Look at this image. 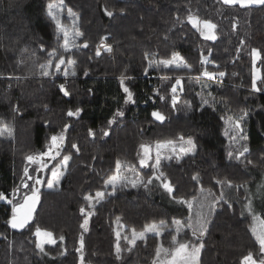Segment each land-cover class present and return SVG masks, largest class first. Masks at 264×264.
I'll use <instances>...</instances> for the list:
<instances>
[{
    "label": "trees",
    "instance_id": "obj_1",
    "mask_svg": "<svg viewBox=\"0 0 264 264\" xmlns=\"http://www.w3.org/2000/svg\"><path fill=\"white\" fill-rule=\"evenodd\" d=\"M51 1L0 0V117L14 128L12 136H0V193L16 199L13 194L28 176L24 169L29 172L26 157L45 152L50 137L66 124L70 127L59 157L71 156L59 182L53 188L40 187L33 218L25 228L11 227L12 204L0 200V264H80L76 249L82 232L84 264H153L157 250L166 252L175 236L203 243L199 264H241L249 251L258 254L243 203L245 185L264 174V81L258 82L261 91L252 88V49H259L264 57V5L240 7L222 0H63L65 8L79 17L77 26L84 34L79 47L64 52L63 40L56 38L55 21L47 15ZM104 7L113 11L112 17L105 15ZM189 12L218 26L215 41L204 39L192 28L186 21ZM102 37H108L112 51L102 49L97 56ZM54 49L64 55L66 63L59 72L53 68L52 76H41L40 65L47 63ZM209 50V60L215 63L202 65L201 53L208 56ZM173 52L183 56L191 70L149 67V60L169 59ZM68 60L77 62L75 76L63 75L64 68L71 70ZM258 63L264 77V58ZM205 68L226 75L211 80L201 75ZM122 76L134 94V104L125 103ZM177 78L182 80L183 91L177 86L173 107L171 87ZM60 84L70 96H64ZM202 97L209 103L202 104ZM77 108L83 109L79 117L67 115L69 109ZM117 110L124 116L109 125ZM153 111H160L166 119L156 121ZM244 112V131L234 133L226 121ZM105 130L108 136L102 134ZM241 135L246 139H240ZM181 137L195 142V155L163 158L158 169L175 186L172 195L191 199L201 187L218 192V181L225 180L236 187L235 197L220 200L196 236L189 226L177 233L173 221L178 217L161 201L156 187L138 184L133 188L121 181L113 193L112 186L104 183L116 173L117 161L121 172L127 169L131 174L129 181L136 180L138 168L146 182L155 170L138 167L140 145ZM244 144L249 152L235 159ZM97 191L105 196L93 202V209L84 197ZM81 207L94 213L87 231L80 227ZM153 222L160 235L151 233L135 246L129 245L133 229L138 232ZM37 226L51 231L57 241L45 244L43 252L34 235ZM117 228L121 229L119 241ZM117 242L122 249L119 259Z\"/></svg>",
    "mask_w": 264,
    "mask_h": 264
},
{
    "label": "snow or ice",
    "instance_id": "obj_2",
    "mask_svg": "<svg viewBox=\"0 0 264 264\" xmlns=\"http://www.w3.org/2000/svg\"><path fill=\"white\" fill-rule=\"evenodd\" d=\"M222 2L226 5H239L240 7H248L251 5H264V0H222ZM63 3V0H61V4ZM55 9V10H54ZM63 9L59 8L55 5L49 4L48 5V11L47 15L55 21L56 27H57V32H56V38L59 41L60 39L63 40V44L60 45V47L63 49L64 52H69L71 51V48H77L79 47L75 43L71 44L70 47V40H69V32L68 30L64 27L62 24L61 20L58 18L57 12H62ZM68 16L72 17L74 14L72 13L71 9H68ZM104 13L108 17L113 16V11H109L107 7H104L103 9ZM120 12L123 13L124 9H120ZM177 20H179V17H176ZM79 20L78 16H75V19L73 20V25L76 24V22ZM186 21L192 26L193 29H195L199 34L206 40H211L215 41L217 39L216 35V29L217 25L213 23L209 19H201L198 15L193 14L189 12V14L186 17ZM73 38H79L82 37L84 34L79 31L78 28H74V31L72 33ZM108 37H102L101 38V43L100 45L97 46L96 49V55H100V49L103 48L105 51L111 52L112 51V46L109 44H105L104 41L107 40ZM84 48L88 47L87 41L84 42L83 44ZM41 48H43V45H41ZM211 55V51L209 50L208 56H205L203 53H201V64H207V63H215V61H210L209 56ZM252 55L256 58H264L261 56V51L259 49H252ZM49 60L47 61L46 64L40 65V75L44 77H50L53 75V68L57 72L61 71V65H64L66 63L64 55L58 53L55 49L51 52L48 53ZM53 61H55V64H53ZM75 60H68L67 64L71 66V70L69 68H64L63 69V75L64 77H68L69 75L75 76V65H76ZM255 63V61H254ZM149 67H152L154 65L160 66L163 65L164 67H173L176 69H188L191 70L192 66L187 63L185 58L181 56L178 52H173L171 54V57L169 59H162L158 61H153L149 60L148 62ZM218 67V65H217ZM145 73H147V69H145ZM85 75H87V72H85ZM202 76L208 77L211 80H216L218 78H222L226 75L225 72H209L206 68L202 71L201 73ZM18 78V77H17ZM196 80L199 79V77L194 78ZM257 79H261L264 81V77H254L252 80V88L254 91L259 92L261 91L260 87H257ZM125 77H121L120 79V84L123 88V92L126 94L125 96V103H135L134 100V94L130 90L129 87H127L124 83ZM177 86H179V90L183 91V85H182V80L181 78L176 79L175 85H172L171 87V93H172V105L173 107L176 104L177 100ZM59 89L63 92L64 96H70L71 93L67 90L64 84L59 85ZM209 95H211L209 93ZM163 99V97H161ZM202 99V104H208L209 101L207 99ZM17 112L19 111V108L17 107L15 109ZM83 112L82 108H77L75 111L72 109H69L67 112V115L69 117H79L80 113ZM152 117L156 121L163 122L166 117L160 112V111H153L152 112ZM124 112L117 110L116 115L113 117L112 120H109V125L113 124L116 122V119L118 117H123ZM247 116V112H244L243 115H241L239 118H232L229 117L226 123L229 124L230 129L237 134H242L243 133V127L241 124V121L244 119V117ZM70 125H65L64 128L61 130V132L57 135H52L50 137V142L47 145V150L45 152H42L36 156L33 155H28L26 159L29 162L32 163H37L39 162L41 164V167H38L34 171L36 172H41L43 171L44 168H47V164L44 163V158L48 157L52 160H54L57 156L60 155L61 151L63 150V145L66 140V135L65 133L67 132L68 128ZM14 132V128L11 124L0 120V136H12ZM89 134L91 136H95V133L89 129ZM104 136H108L109 132L108 131H103L102 133ZM225 136L228 135V131H225ZM182 141L184 140L183 137L180 138ZM240 139H246L243 135L240 136ZM73 149L76 151H79V148L76 144H72L71 146ZM140 149L142 150V156L139 161L140 165H149L150 161L154 160V163H152L150 166L154 169H159V166L161 164V150L162 149H168L170 152L175 154L177 152V143L172 140H167V141H157L155 143V155L153 157V152H152V145L149 144H144L142 143L140 145ZM195 150H196V145L195 142L191 139L188 138L182 145L179 146V153L180 155H177V159H182L183 156L185 155H195ZM249 152V147L247 144H244L242 148L236 153L235 159L240 160L242 156H244L245 153ZM229 159L233 158V153L229 152L228 153ZM165 159H171V156L164 157ZM71 159L70 155H64L60 161V164L54 166L51 169V179L47 181V187L48 188H53L56 183L59 182V180L63 177L64 171H58V169L63 168L66 170L68 161ZM248 164H251L252 161H247ZM122 165L120 161L116 162V174H113L112 176L108 177L104 181L105 185H110L112 186V191L113 193L116 190V185L118 182H123V186H127V184H131L133 188L137 187L138 184H143L144 186H147V184L152 182L153 177H150L146 182L144 180H138V181H129L126 177H121L119 175L120 169ZM24 174L27 176L28 175V168L26 167L24 169ZM29 179H34V185L32 187V194L31 195H25L22 199V202L13 204L12 200H8L7 196L4 193H0V200L7 201L8 204H12V216L8 223L11 225L13 229H23L25 228L29 222L33 218V211L35 209L36 203L39 200L38 192L39 188L37 187L41 183H43L42 178L39 176L37 177H32L29 176ZM154 178L160 182V186L166 190L170 196H172V199L175 200L177 203L180 204H187L189 209L192 207V201L180 198L177 199L176 196L172 195L175 192V186L171 183L170 180L167 179L165 174L163 172H160L159 175H154ZM194 180L198 179V176L193 177ZM218 183H224V181H218ZM229 187H232V182L227 181ZM24 187L27 188L28 185L25 183ZM204 189L201 187V192H203ZM105 196V193L103 191H97L95 195L93 196L91 193L88 194L87 196L84 197V199L92 206L94 209V201L98 202L99 200L103 199ZM223 197H221L222 199ZM196 197H193V200H195ZM246 209L248 213L252 215L253 219V224L251 225V232L254 235L256 241L258 242L259 249H258V254H254L253 252L249 251L247 255L243 256L241 264H264V216L256 215L253 211L252 207V200L248 199V203L246 205ZM81 214L84 216L83 223L80 225V227L84 230L87 231L88 229V223H89V218L94 214L92 210H86L84 207H81L80 209ZM243 215V212L241 213ZM119 219V218H118ZM174 224L177 226H181L183 224L182 221L180 220H174ZM164 226V222H160V227ZM191 227V225H188ZM200 229L201 231L204 230V225L201 223L200 224ZM177 233L180 231V227H177L176 229ZM147 233H158V226L155 222H153L150 225H146L145 228L140 231L136 232L135 229L132 230V237L130 240H128L129 245L135 246L137 239L143 240L145 239V236ZM193 236L197 235L196 229H193L192 232ZM34 235L38 238L39 243L37 244V247L41 250V252L44 251V245L45 244H52L55 245L57 243L56 238L54 237V234L51 231L48 230H42L40 227H36ZM117 240L119 241L120 238V232L116 233ZM125 239H128V237H124ZM59 239L63 241L64 237L60 236ZM173 240L175 241V237H173ZM79 244L80 247L76 249L77 252L80 253V264H84V237H83V232L80 234L79 237ZM189 244L187 243H180L178 247L175 249L174 253H170L171 255V260L167 261L166 264H198V257L200 253V249L204 247L203 243L201 242L199 245H192L191 246V251H189ZM131 247L128 248V251H131ZM161 250L158 249L156 252V259H154L153 264H160V256H161ZM66 252L67 250L64 249ZM167 251V250H163ZM122 249L120 248L119 242L116 244V256L117 259L120 258Z\"/></svg>",
    "mask_w": 264,
    "mask_h": 264
},
{
    "label": "rangeland",
    "instance_id": "obj_3",
    "mask_svg": "<svg viewBox=\"0 0 264 264\" xmlns=\"http://www.w3.org/2000/svg\"><path fill=\"white\" fill-rule=\"evenodd\" d=\"M49 4L55 5V6L63 9L62 12H57V15H58V18L61 20L62 24L64 25V27L69 32L70 47H71L72 43H75L76 45L79 46L80 45L79 44L80 43L79 42L80 37L79 38H73V35H72L74 28H78V26H77L78 21L76 22L75 25H73V20L75 19V16H77V14H75L74 11H72L74 16L69 17L67 10L70 8H65L64 1L61 4V0H53ZM65 19H67L68 21H66ZM100 43H101V41L98 43V45H100ZM104 43L110 45V43H108L106 40L104 41ZM102 49L103 48H101L100 50H102ZM259 60H260V58H256L253 56V78L254 77H262V70H261V67L259 66V63H258ZM254 61H255V63H254ZM259 81H260V79H257V87H258ZM0 120H3V118L0 117ZM3 121H5V120H3ZM186 140L187 139H184L183 141L181 139L180 140H172V141H175L177 143V152L175 154H173L168 149H162L161 150V159H163L164 157H167V156L180 155L179 146L182 145L184 143V141H186ZM155 143H153V144L146 143V144L152 145L153 157L155 155ZM141 156H142V150L140 153L139 161L141 159ZM45 158H44V163L47 164V168H44L43 171H41V172L34 171L38 167H41V164L39 162H37V163L29 162L30 165H29L28 176L22 183L23 187H24L25 183L28 185V187L23 188L21 186L23 189L21 188L18 191H16L15 194H13V195H16V199H13V197L10 199L8 198V200L13 201V204L22 202V199L25 195H31L32 194V187H33L35 181H34V179H29L28 178L29 176H32L34 178L39 176L40 178H42L43 183H41L40 185L37 186L39 189L42 185L47 186V181L52 178L51 177V169L54 166L60 164L61 158L59 156H57L51 162L50 161L46 162ZM152 163H154V160L150 161L149 165H140V163H139L138 167L148 169ZM133 169H135V168H133ZM136 170L138 171V173L136 176V180H133V181H138L141 179L144 180V178L141 175V173L139 172L138 168ZM154 170L155 171L151 176V177H153L152 182L147 184V185H148V187L153 186V187L157 188V192L161 193V201L169 209H171V211L175 214V216L178 217V219H176V220H180L183 222V224L181 226H177L175 224L176 229H177V227H180L179 232H183L188 227V225L190 224L191 227L196 229L197 233L201 234L203 231H201V229H200V224L202 223L204 225V228H205L207 221L212 216V213L216 209L219 201L222 199L229 201V200H231V198L235 197V195H236V187L233 184H232L233 185L232 187H229L227 180H225L224 183H220V187H219L218 192H215L213 189H210V188L204 189L203 192H201V190L199 191V193L195 196L196 197L195 200H193V198L187 199V200L192 201V207L189 209L187 204H180V203H177L175 200H173L172 196H170L169 193L160 186V182L154 178V175H159L160 173L157 169H154ZM58 171H65V169L60 168V169H58ZM126 172H127V174H126ZM119 175L121 177H126L128 180L131 178V174L130 173L128 174L127 169L123 170L122 172L120 171ZM245 189H246V196L244 197L243 209H244V214H246L250 217V228H251V225L254 222L252 219V215L250 213H248V211L246 209V205L248 203V199H251L254 213L256 215L264 216V174H261V178L258 177L255 181H253L251 183H247L245 185ZM38 196H39V192H38ZM221 197H223V198L221 199ZM177 199H180V198H177ZM38 201L36 203V206L38 204ZM36 206H35V209H36ZM182 206H184V207H182ZM35 209H34V211H35ZM34 211H33V214H34ZM181 216H185L187 221L183 220L184 218H181ZM42 230H44V229H42ZM140 231H142V230H140ZM140 231H138V232H140ZM117 232H120V236H121V229L117 228L116 233ZM148 234H151V233H147L146 235H148ZM154 234L160 235L161 230L158 229V233H154ZM37 240H38V238H37ZM137 240H139V239H137ZM172 242H173L172 246L170 248H167L166 249L167 251L164 252V254H162L160 256V258H159L160 264H166L167 261L171 260L170 253H174L175 249L178 247V245L180 243L189 244V246H190L189 251H191L192 245H199L196 243H190V242L179 240L177 236H175V241L173 240ZM200 253H201V249H200ZM200 253H199V257H198V264H199V259H200Z\"/></svg>",
    "mask_w": 264,
    "mask_h": 264
},
{
    "label": "crops",
    "instance_id": "obj_4",
    "mask_svg": "<svg viewBox=\"0 0 264 264\" xmlns=\"http://www.w3.org/2000/svg\"><path fill=\"white\" fill-rule=\"evenodd\" d=\"M162 254H164V253H162ZM162 254H161V255H162Z\"/></svg>",
    "mask_w": 264,
    "mask_h": 264
}]
</instances>
